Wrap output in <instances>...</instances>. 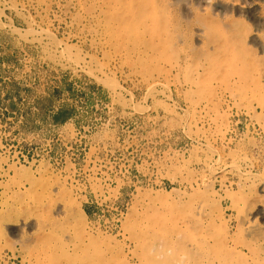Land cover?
I'll use <instances>...</instances> for the list:
<instances>
[{
  "label": "rangeland",
  "instance_id": "1",
  "mask_svg": "<svg viewBox=\"0 0 264 264\" xmlns=\"http://www.w3.org/2000/svg\"><path fill=\"white\" fill-rule=\"evenodd\" d=\"M150 1L0 0V264H264V1Z\"/></svg>",
  "mask_w": 264,
  "mask_h": 264
},
{
  "label": "bare ground",
  "instance_id": "2",
  "mask_svg": "<svg viewBox=\"0 0 264 264\" xmlns=\"http://www.w3.org/2000/svg\"><path fill=\"white\" fill-rule=\"evenodd\" d=\"M24 1V0H23ZM162 1H165V0H162ZM190 1V0H189ZM189 1H187L186 0V2H184L185 3V8L187 7L188 8V6L190 5V2ZM254 1H256V0H219V1H211V0H194V4L195 5H197V9H199V6H200V8H201V5H203V7H205V6H207V7H209L208 5H210L211 4V6L213 7L214 6V8H212L213 10H217V9H224V8H226V10H227V8L229 9V10H231V9H237V12H238V10L240 9H242V10H244V11H246V10H248V11H255V10H259V5H258V1H262V0H257V2H254ZM264 1V0H263ZM172 2H173V0H172ZM212 2V3H211ZM101 3V2H100ZM140 3H142V1L140 2ZM139 3V4H140ZM183 3V2H182ZM116 4V3H115ZM163 5V8H167V1L166 2H163L162 3ZM222 4V5H221ZM130 5V4H129ZM159 5H160V3H156L154 0H152V1H150L149 3H147V4H142L141 6H139V8H140V10L142 11V13H143V16H144V18L143 17H141L140 15H138V17H137V15L135 14H133V10L131 9L130 11L128 10V7L126 8L127 9V11L128 12H130L129 13V15H130V20L128 21L129 23H130V25H133V27L135 26V27H137L138 25H140V24H142V23H145V20L149 23V25L151 24V29L149 30L148 29V26L149 25H147V26H145V29L148 31V32H151L152 33V31L153 32H157V33H155L156 34V36H157V38H158V40L159 41H161L162 43H164L165 42V44L163 45L162 43H160L159 41H158V43H157V46H156V44H154V42H153V40H151V39H149V45L152 47V46H155L154 48H156V47H158V45H160L161 46V48L163 47H166V44L167 45H169V41L167 40V38H169L170 37V35L173 33H171V30L167 27V25L168 24H166V18L165 17H163V16H160V14L157 12L158 10V7H159ZM205 5V6H204ZM39 6V5H38ZM162 6H161V8H162ZM210 6V7H211ZM206 7V8H207ZM165 8V9H166ZM186 8V9H187ZM262 8L263 7H261L260 8V11L262 10ZM109 9V8H108ZM203 9V8H202ZM205 9V8H204ZM211 9V10H212ZM84 10V9H83ZM89 10V9H88ZM82 11V10H81ZM85 11V10H84ZM87 11V10H86ZM85 11V12H86ZM135 11H136V13H137V11H138V9H135ZM194 11H196L197 12V10H195V8H194ZM202 11V10H201ZM208 11V10H207ZM221 11V10H220ZM232 11V10H231ZM121 12V11H120ZM195 12V13H196ZM219 12V11H218ZM221 12H223V11H221ZM228 12V11H227ZM247 12V11H246ZM258 12V11H257ZM44 13V12H43ZM139 13H141V12H139ZM138 13V14H139ZM225 13V12H224ZM242 13V12H241ZM248 13V12H247ZM219 14H221V13H219ZM259 14V13H258ZM127 15V14H126ZM169 15V14H168ZM215 15H216V13H215ZM224 15V14H223ZM226 15V14H225ZM224 15V16H225ZM84 16V15H83ZM102 16V15H101ZM134 16V17H133ZM183 16V15H182ZM208 16V15H207ZM261 16V15H260ZM262 16H263V14H262ZM28 17V16H27ZM111 17V16H110ZM210 18H211V16H209ZM208 17V18H209ZM217 17V16H216ZM219 17V16H218ZM169 18V17H168ZM210 18H209V20H207L206 22L207 23H209V21H210ZM222 18V17H221ZM32 19V18H31ZM207 19V18H206ZM211 19H214L213 17L211 18ZM256 20V19H255ZM217 21V20H216ZM257 21V20H256ZM71 22V21H70ZM102 22V21H101ZM202 22V21H201ZM121 23V22H120ZM191 23V22H190ZM213 23V22H212ZM212 23H210V24H212ZM257 23V22H256ZM127 24V23H126ZM195 24V23H194ZM202 24V23H201ZM255 24V23H254ZM263 24H264V22H263ZM170 25V24H169ZM168 25V26H169ZM186 25V24H185ZM205 25H207V24H205ZM214 25V27L213 28H215V23L213 24ZM108 26V25H107ZM171 26V25H170ZM190 26V25H189ZM196 26H198V25H196ZM223 26V25H222ZM232 26H234V25H232ZM109 27V26H108ZM140 27H141V25H140ZM140 27L139 28H136L139 32H143L144 33V26L140 29ZM172 27V26H171ZM202 27V26H201ZM201 27H198V28H196L195 30H196V41H200V42H203V39H204V29H202ZM211 27V28H212ZM257 27H258V25H257ZM32 28V27H31ZM115 28V27H114ZM175 28H176V26H175ZM244 28V27H243ZM157 31H156V30ZM186 29V28H185ZM222 29H223V27H222ZM232 30H233V28H231ZM122 30V29H121ZM120 30V31H121ZM126 30V29H125ZM134 30V29H133ZM136 30V31H137ZM170 30V31H169ZM194 30V31H195ZM214 30H218L217 28L216 29H214ZM221 30V29H220ZM127 31V30H126ZM135 30H134V34H135V32H136ZM188 31H190V29L188 30ZM239 31V30H238ZM217 32H219V30L217 31ZM217 32H215L216 33V36L218 35V37H216L215 36V33H214V35H213V38L211 39H209V40H207L206 41V43H207V46H208V44H209V46H210V48L211 49H213V48H216V50H218L219 52H220V49H222V48H224L223 50H224V52H225V48H230V45H231V42L229 41V39L226 37V36H221V37H219L220 36V33H217ZM226 32H228V31H226ZM234 32H237V31H233L232 33H234ZM259 32V31H258ZM121 33V32H120ZM122 33H125V31L123 30L122 31ZM146 33V32H145ZM181 33V32H180ZM185 33V32H184ZM192 33V32H191ZM212 33V32H211ZM127 34L129 35L130 33L129 32H127ZM127 34H126V36H127ZM167 34H169V37H167ZM226 34V33H225ZM229 34H231V33H229ZM241 34H243V32H241ZM255 34V33H254ZM253 34V35H254ZM122 35V34H121ZM120 35V36H121ZM136 35V34H135ZM189 35V34H188ZM191 35V34H190ZM224 35V34H223ZM237 35V34H236ZM215 36V37H214ZM232 36V35H231ZM238 36V35H237ZM243 36H244V34H243ZM255 36V35H254ZM138 37V36H137ZM176 37V36H175ZM179 37V36H178ZM186 37V36H185ZM184 37V38H185ZM229 37H230V35H229ZM233 37V36H232ZM236 37V36H235ZM240 37H241V35H240ZM239 37V38H240ZM249 37V36H248ZM253 37V36H252ZM124 38H125V36H124ZM141 38V37H140ZM242 38V37H241ZM250 38V37H249ZM173 40V36H171V38L169 39V40ZM179 39V38H178ZM231 39V38H230ZM235 39V38H234ZM246 39V38H245ZM38 40V39H37ZM46 40V39H45ZM171 40V41H172ZM180 40V39H179ZM241 40V39H240ZM264 40V39H263ZM174 41V40H173ZM241 41H243V39L241 40ZM259 41V40H258ZM138 42V41H137ZM181 42V41H180ZM179 42V43H180ZM190 42H191V40H190ZM238 42V41H237ZM237 42H235V44H237ZM170 43H172V42H170ZM176 42L174 41V43H172V44H170V45H173V44H175ZM241 43V42H240ZM243 43V42H242ZM131 44H132V42H131ZM202 44V43H201ZM200 44V45H201ZM252 44V43H251ZM36 45V44H35ZM123 45H125V44H123ZM198 45V44H197ZM263 45V44H262ZM45 46V45H44ZM103 46V45H102ZM50 47V46H49ZM94 47V46H93ZM127 47V46H126ZM235 47V46H234ZM238 47V46H237ZM237 47H235V50H236V48ZM252 47V46H251ZM45 48V47H44ZM160 48V49H161ZM242 48V47H241ZM112 49V48H111ZM181 49V48H180ZM186 49V48H185ZM46 50V49H45ZM51 50H53V49H51ZM117 50V49H116ZM135 50V49H134ZM215 50V51H216ZM223 50H222V53H223ZM230 50V49H229ZM239 50V49H238ZM44 51V50H43ZM79 51V50H78ZM107 51V50H106ZM191 51V50H190ZM200 51V50H199ZM206 51V50H205ZM208 51V50H207ZM213 51V50H212ZM215 51H213V52H215ZM227 51V50H226ZM231 51V50H230ZM230 51H229V53H230ZM240 51V50H239ZM104 52V51H103ZM117 52V51H116ZM158 52H160V51H158ZM134 53V52H133ZM221 53V54H222ZM54 54V53H53ZM58 54V53H57ZM207 54H208V52H207ZM213 54V53H212ZM225 54V53H224ZM228 54V53H227ZM244 54V53H243ZM75 55V54H74ZM204 55H206V54H204ZM238 55H240V54H238ZM247 55V54H246ZM84 56V55H83ZM133 56V55H132ZM140 56V55H139ZM213 56H214V54H213ZM219 56V55H218ZM217 56V57H218ZM224 56H226V54L224 55ZM224 56H221V57H224ZM230 56V55H229ZM107 57V56H106ZM127 57V56H126ZM187 57V56H186ZM215 57V56H214ZM240 57V56H239ZM128 58V57H127ZM216 58V57H215ZM215 58H213V60L215 59ZM242 58V57H241ZM244 58V57H243ZM242 58V59H243ZM135 59V58H134ZM186 59V58H185ZM212 59V58H211ZM210 59V60H211ZM219 59L221 60V59H223V58H218V61H219ZM225 59H227V58H225ZM240 59V58H239ZM90 60V59H89ZM147 60V59H146ZM184 60V59H183ZM229 60V59H228ZM113 61V60H112ZM222 61V60H221ZM226 61V60H225ZM235 61V60H234ZM241 61H243V60H241ZM245 61V60H244ZM252 61V60H251ZM122 62V61H121ZM152 62H153V60H152ZM205 62V61H204ZM224 62V61H223ZM158 63V62H157ZM216 63V62H215ZM226 63V62H225ZM225 63H224V65H225ZM134 64V63H133ZM147 64V63H146ZM171 64V63H170ZM217 64V63H216ZM227 64H229V63H227ZM240 64V63H239ZM253 64V63H252ZM153 65V64H152ZM171 65H173V64H171ZM248 65H250V64H248ZM69 66V65H68ZM95 66V65H94ZM128 66V65H127ZM134 66V65H133ZM146 66V65H145ZM211 66H214L213 64L211 65ZM216 66V65H215ZM254 66V65H253ZM217 67V66H216ZM252 67V66H251ZM107 68V67H106ZM148 68V67H147ZM150 68V67H149ZM148 68V69H149ZM173 68V67H172ZM213 68V67H212ZM254 68V67H253ZM252 68V69H253ZM131 69V68H130ZM134 69V68H133ZM132 70V69H131ZM138 70V69H137ZM143 70V69H142ZM210 70H211V68H210ZM216 70V69H215ZM134 71V70H133ZM132 71V72H133ZM148 71V70H147ZM146 71V72H147ZM160 71V70H159ZM191 71V70H190ZM206 71V70H205ZM161 72V71H160ZM217 73V72H216ZM174 74V73H173ZM201 74V73H200ZM206 74V73H205ZM258 74V73H257ZM106 75V74H105ZM136 75V74H135ZM134 75V76H135ZM184 75V74H183ZM204 75V74H203ZM215 75V74H214ZM144 76V75H143ZM185 76V75H184ZM197 77V76H196ZM146 78H147V81H149V84H147V90H148V92H152V90H153V88H154V86L158 83V81H157V79L155 78V77H153L152 76V74L151 75H147L146 76ZM207 78V77H206ZM211 78V77H210ZM182 80V79H181ZM259 80V79H258ZM143 81V80H142ZM187 81V80H186ZM177 82V81H176ZM192 82V81H191ZM179 83V82H178ZM189 83H190V81H189ZM185 84V83H184ZM197 84V83H196ZM181 85V84H180ZM192 85H193V82H192ZM161 86V85H160ZM188 86H189V84H188ZM188 86H187V88H188ZM218 86V85H217ZM230 86V85H229ZM145 87V86H144ZM169 87V86H168ZM197 87H198V85H197ZM197 87H195V88H197ZM202 88V87H201ZM201 88H199V89H201ZM217 88V87H216ZM116 87L115 88H113V90H114V92H117L118 93V91H116ZM231 89V88H230ZM120 90V89H119ZM177 90V89H176ZM187 90V89H186ZM186 90H185V92H186ZM197 90V89H196ZM204 90V89H203ZM214 90V89H213ZM231 90H233V89H231ZM163 91V90H162ZM190 91V90H189ZM201 91H202V89H201ZM122 92V91H121ZM228 92V91H227ZM153 93V92H152ZM199 93V92H198ZM189 94V93H188ZM192 94V93H191ZM229 94V93H228ZM231 94H233V93H231ZM236 94V93H235ZM155 95V94H154ZM153 96V95H152ZM207 96V95H206ZM211 96L213 97V95L211 94ZM220 97V96H219ZM156 98V97H155ZM159 99V98H158ZM166 99V98H165ZM170 99V98H169ZM239 99V98H238ZM237 99V100H238ZM161 100V99H160ZM223 101V100H222ZM251 101V100H250ZM127 102V101H126ZM158 102V101H157ZM163 102V101H162ZM215 102V101H214ZM224 102V101H223ZM160 103V102H159ZM192 104H194V102L192 103ZM122 105V104H121ZM161 105V104H160ZM167 105V104H166ZM195 105V104H194ZM201 105V104H200ZM126 106V105H125ZM196 107V106H195ZM195 107L193 108V106H192V109H195ZM245 109V108H244ZM207 110V109H206ZM204 111V110H203ZM194 112V111H193ZM248 112V111H247ZM169 113V112H168ZM198 113V112H197ZM212 113V112H211ZM190 114V113H189ZM177 115V114H176ZM182 115V114H181ZM192 115H193V113H192ZM191 115V116H192ZM213 115V114H212ZM252 115V114H251ZM174 116V115H173ZM210 116V115H209ZM202 117V116H201ZM179 119V118H178ZM194 119V118H193ZM205 120V119H204ZM195 121V120H194ZM263 121V120H262ZM211 122V121H210ZM226 122V121H225ZM228 125V124H227ZM187 126V125H186ZM185 126V127H186ZM199 126V125H198ZM207 127V126H206ZM194 128V127H193ZM225 128V127H224ZM213 130V129H212ZM220 130V129H219ZM184 131V130H183ZM205 131V130H204ZM221 132V131H220ZM227 132V131H226ZM187 133V132H186ZM204 133V132H203ZM211 133V132H210ZM215 133H216V131H215ZM193 135V134H192ZM204 135V134H203ZM208 138V137H207ZM206 139V138H205ZM215 139V138H214ZM220 139V138H219ZM227 139H228V137H227ZM208 140V139H207ZM222 140V139H221ZM220 143V142H219ZM197 145V144H196ZM203 145H204V143H203ZM213 145V144H212ZM226 145V144H225ZM198 146V145H197ZM227 147V146H226ZM201 148V147H200ZM198 150V149H197ZM236 151V150H235ZM196 152V151H195ZM216 152V151H215ZM234 152V151H233ZM224 153V152H223ZM232 153V152H231ZM256 153V152H255ZM206 154V153H205ZM260 154V153H259ZM208 156V155H207ZM206 156V157H207ZM237 156V155H236ZM246 156V155H245ZM240 157H242V156H240ZM203 158V157H202ZM230 158V157H229ZM231 158H232V156H231ZM237 158V157H236ZM243 158V157H242ZM207 159H209V158H207ZM217 160V159H216ZM232 160V159H231ZM188 161V160H187ZM194 161V160H193ZM197 161V160H196ZM233 161V160H232ZM207 162V161H206ZM166 163V162H165ZM168 163V162H167ZM200 163H201V161H200ZM171 164V163H170ZM206 164V163H205ZM219 164V163H218ZM245 164V163H244ZM167 165V164H166ZM188 165V164H187ZM224 165V164H223ZM228 165V164H227ZM161 166V165H160ZM182 166V165H181ZM181 166H179V167H181ZM232 166V165H231ZM186 167V166H185ZM184 167V168H185ZM223 167V166H222ZM240 167V166H239ZM9 168V167H8ZM7 168V169H8ZM193 168V167H192ZM234 168V167H233ZM249 170V169H248ZM14 172H15V170H13ZM17 171L19 172V170L17 169ZM17 171H16V173H17ZM179 171V170H178ZM209 171V170H208ZM218 171V170H217ZM185 172V171H184ZM5 173H6V171H5ZM195 173V172H194ZM237 174V173H236ZM180 175H181V173H180ZM183 175V174H182ZM55 176V175H54ZM184 176V175H183ZM182 176V177H183ZM227 176V175H226ZM231 176V175H230ZM229 176V177H230ZM202 177V176H201ZM238 177V176H237ZM209 178V177H208ZM53 180V179H52ZM190 180V179H189ZM210 180V179H209ZM239 180V179H238ZM237 180V181H238ZM249 180V179H248ZM236 181V182H237ZM258 181V180H257ZM219 182V181H218ZM244 184V183H243ZM191 185V184H190ZM226 185V184H225ZM6 186V185H5ZM8 186V185H7ZM219 186V185H218ZM12 187V186H11ZM50 187V186H49ZM240 187V186H239ZM46 188V187H45ZM204 188V187H203ZM48 189V188H47ZM51 189V188H50ZM12 191V190H11ZM14 191H17V190H14ZM18 192V191H17ZM213 192V191H212ZM47 193V192H46ZM15 194V193H14ZM147 194H149V193H147ZM2 195V194H1ZM9 195H10V193H9ZM12 195V194H11ZM212 195V194H211ZM216 195V194H215ZM11 197V196H10ZM39 197V196H38ZM47 197V196H46ZM137 197V196H136ZM149 197V196H148ZM62 198V197H61ZM67 198V197H66ZM4 199V198H3ZM11 199V198H10ZM46 199H48V198H46ZM198 199V198H197ZM13 200V199H12ZM36 201H37V199H35ZM39 200V199H38ZM14 201V200H13ZM34 201V200H33ZM35 201V202H36ZM45 201V200H44ZM64 201V200H63ZM199 201V200H198ZM11 202V201H10ZM31 202V201H30ZM34 202V203H35ZM38 202V201H37ZM40 203H41V201H39ZM193 202V201H192ZM26 203V202H25ZM15 204V203H14ZM39 204V203H38ZM9 205V204H8ZM41 205V204H40ZM53 205V204H52ZM67 205V204H66ZM10 206V205H9ZM28 206V205H27ZM193 206V205H192ZM198 206V205H197ZM14 208V207H13ZM63 208V207H62ZM61 208V209H62ZM199 208V207H198ZM253 208V207H252ZM29 209V208H28ZM196 209V208H195ZM47 210V209H46ZM53 210V209H52ZM263 210V209H262ZM261 210V211H262ZM216 211V210H215ZM264 211V210H263ZM262 211V212H263ZM3 212V211H2ZM1 212V213H2ZM7 212H9V211H7ZM40 212V211H39ZM15 213V212H14ZM44 213V212H43ZM82 213L84 214V212L82 211ZM216 213V212H215ZM219 213V212H218ZM261 213V212H260ZM6 214V213H5ZM4 214V215H5ZM29 214H30V212H29ZM38 214V213H37ZM36 214V215H37ZM248 214V213H247ZM8 215V214H7ZM35 215V216H36ZM197 215H198V213H197ZM202 215V214H201ZM223 215V214H222ZM2 216V215H1ZM33 216H34V214H33ZM44 216V215H43ZM42 216V217H43ZM85 216V215H84ZM241 216V215H240ZM39 217V216H38ZM41 217V216H40ZM222 217V216H221ZM224 217V216H223ZM238 217V216H237ZM36 218V217H35ZM264 218V217H263ZM20 219V218H19ZM42 219V218H41ZM219 219H221V218H219ZM249 219V218H248ZM18 220V219H17ZM251 220V219H250ZM245 221V220H244ZM206 222V221H205ZM225 223V222H224ZM203 225V224H202ZM2 227V226H1ZM39 227V226H38ZM202 227V226H201ZM22 229V228H21ZM38 229V228H37ZM91 229V228H90ZM89 229V230H90ZM227 229V228H226ZM19 230V229H18ZM4 231V230H3ZM83 231L85 232V229H83ZM93 231V230H92ZM4 232H6V231H4ZM27 232V231H26ZM86 232H87V229H86ZM19 233V232H18ZM89 233V232H88ZM6 234V233H5ZM30 235V234H29ZM89 235V234H88ZM100 235V234H99ZM225 235V234H224ZM87 238H89V237H87ZM20 239V238H19ZM90 239V238H89ZM227 239V238H226ZM195 240V239H194ZM203 241V240H202ZM250 241V240H249ZM199 242V241H198ZM188 243V242H187ZM200 243V242H199ZM243 243V242H242ZM247 243L248 242H246V245H247ZM23 244H24V242H23ZM26 244V243H25ZM193 244V243H192ZM220 244V243H219ZM166 245V244H165ZM231 245V244H230ZM123 246V245H122ZM188 246V245H187ZM192 246V245H191ZM194 246V245H193ZM220 246V245H219ZM189 247V246H188ZM191 248V247H190ZM206 248V247H205ZM187 249V248H186ZM220 249V248H219ZM48 250V249H47ZM198 250V249H197ZM221 250V249H220ZM235 250V249H234ZM3 253V252H2ZM33 253V252H32ZM186 253V252H185ZM119 256V255H118ZM197 256V255H196ZM195 256V257H196ZM2 258V257H1ZM31 258V257H30ZM165 258V257H164ZM201 258V257H200ZM255 258V257H254ZM41 259V258H40ZM207 259V258H206ZM249 259V258H248ZM43 261V260H42ZM186 264V263H185ZM248 264V263H247Z\"/></svg>",
  "mask_w": 264,
  "mask_h": 264
},
{
  "label": "trees",
  "instance_id": "3",
  "mask_svg": "<svg viewBox=\"0 0 264 264\" xmlns=\"http://www.w3.org/2000/svg\"><path fill=\"white\" fill-rule=\"evenodd\" d=\"M59 113H62V110H60L59 112H58V114L56 115V119L58 118V115H59ZM60 120H62V118H60Z\"/></svg>",
  "mask_w": 264,
  "mask_h": 264
}]
</instances>
